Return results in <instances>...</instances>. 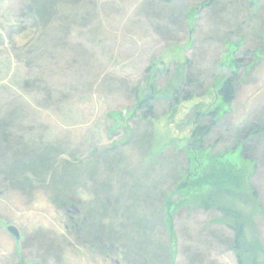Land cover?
<instances>
[{
  "label": "rangeland",
  "instance_id": "obj_1",
  "mask_svg": "<svg viewBox=\"0 0 264 264\" xmlns=\"http://www.w3.org/2000/svg\"><path fill=\"white\" fill-rule=\"evenodd\" d=\"M206 1L0 0V264H264V0ZM197 128L244 174L237 251L175 190Z\"/></svg>",
  "mask_w": 264,
  "mask_h": 264
},
{
  "label": "trees",
  "instance_id": "obj_2",
  "mask_svg": "<svg viewBox=\"0 0 264 264\" xmlns=\"http://www.w3.org/2000/svg\"><path fill=\"white\" fill-rule=\"evenodd\" d=\"M211 3L212 0L210 1L208 0L204 2L203 5L204 6L211 5ZM232 62H234V60H232L230 63L233 64ZM230 72L231 75L222 80L217 90L218 91L217 94L222 104L224 105H228L230 102L233 101L235 88L238 81V76L235 70ZM184 79H185V83H188L189 85L192 84L191 76L188 75ZM175 91L176 90H174V92ZM176 93L177 91L174 94ZM187 95L188 94H185L183 96L184 100L189 99V96ZM142 102H145V98L142 100ZM207 115H210V117L216 120V118H218L221 115V112L218 108H216L214 111L209 112ZM250 130L251 133L255 135H260V134L263 135L264 133V128L262 126L255 124L250 127ZM207 131L208 130L206 128L205 129L197 128L195 133L191 137L190 142L192 148L191 150H189V154L191 156L188 157L187 159L188 161H186L185 163V170L183 171L186 172V175L185 177L180 178L178 184H176L175 190L185 191L188 189L191 191L201 187L209 188L210 190L209 194H207L204 201H202V204L199 205L205 209L213 205L219 210H222L225 217H229L232 219L230 220L229 223L226 222L227 223L226 226L229 227L233 233L232 238L230 239V242H228V244L230 248L237 251L238 249H241L242 244L244 242L243 238L245 233L244 231L245 227L243 222L244 220L243 215L239 211H234L226 207L218 206L220 204H217L218 202L217 194L227 193L228 191H230L228 190L229 188L233 190H239L242 185V181L244 180V174L241 169L234 168L233 165L229 163L227 156L224 157L223 154L219 156H210L209 154H207L205 148L203 147V141H202V137L204 136L205 133H207ZM2 134L3 133L1 132L0 136H2ZM2 139H4V142H6L5 136H2ZM246 149H248V147H246L244 151ZM244 151L241 154V157L243 159L246 158ZM194 153L196 154L194 155ZM189 160L194 163L192 170H190L189 168ZM209 204L210 206H208ZM60 205H63V203H60ZM75 224L76 221L73 222V227L76 226ZM94 240L95 241L98 240L97 236L95 237ZM110 242L114 243L113 240H111ZM108 246H110V244H108Z\"/></svg>",
  "mask_w": 264,
  "mask_h": 264
},
{
  "label": "water",
  "instance_id": "obj_3",
  "mask_svg": "<svg viewBox=\"0 0 264 264\" xmlns=\"http://www.w3.org/2000/svg\"><path fill=\"white\" fill-rule=\"evenodd\" d=\"M6 231L10 233L15 238V240H19V233L15 227L7 226Z\"/></svg>",
  "mask_w": 264,
  "mask_h": 264
}]
</instances>
